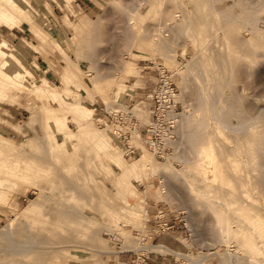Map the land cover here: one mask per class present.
Instances as JSON below:
<instances>
[{
  "label": "rangeland",
  "instance_id": "rangeland-1",
  "mask_svg": "<svg viewBox=\"0 0 264 264\" xmlns=\"http://www.w3.org/2000/svg\"><path fill=\"white\" fill-rule=\"evenodd\" d=\"M5 1L22 12L0 7V25L31 31L24 43L0 35V105L24 102L0 117V247L26 246L0 251V264H264V0H96L97 18L67 13L55 26L37 7L70 0ZM14 46L23 56L6 58ZM154 64L178 89L163 158L139 134L129 154L109 120L96 122L121 102L147 124ZM38 82L51 100L30 94ZM202 151L215 155L206 188L189 162ZM218 210L236 220L230 247Z\"/></svg>",
  "mask_w": 264,
  "mask_h": 264
},
{
  "label": "built area",
  "instance_id": "built-area-1",
  "mask_svg": "<svg viewBox=\"0 0 264 264\" xmlns=\"http://www.w3.org/2000/svg\"><path fill=\"white\" fill-rule=\"evenodd\" d=\"M150 68L148 69L155 72L156 81L149 93L153 111L149 113L150 120L148 123L143 125L140 118L135 117L132 111L127 109L117 113L115 117H112L105 109L104 118L96 119V122L99 125H106L109 120V124L116 131L117 138L122 142H127L133 135L139 134L138 139L143 147L152 151L153 154L156 153L155 156L163 158L160 149H165L166 145H174L176 140L175 127L179 119L178 89L171 80L168 70L160 72L155 64ZM126 144L128 153L136 155L135 147L130 146L128 143ZM126 156L129 157L128 155ZM142 193H146L145 188H143Z\"/></svg>",
  "mask_w": 264,
  "mask_h": 264
},
{
  "label": "bare ground",
  "instance_id": "bare-ground-1",
  "mask_svg": "<svg viewBox=\"0 0 264 264\" xmlns=\"http://www.w3.org/2000/svg\"><path fill=\"white\" fill-rule=\"evenodd\" d=\"M0 1H5V0H0ZM132 1V0H131ZM179 2V1H178ZM5 5L4 6H0L1 8H4V9H9V10H15V11H19V12H22L21 11V8H19L18 6H17V4L15 3V2H6L5 1ZM132 4H133V2H132ZM133 6H134V4H133ZM132 6V7H133ZM180 6H181V4H180ZM182 6H183V4H182ZM135 7V6H134ZM135 9L136 8H134V12H133V16H135L136 15V12L137 11H139V10H137L136 9V12H135ZM2 10V9H1ZM0 10V11H1ZM132 11V10H131ZM20 14V13H19ZM141 16V15H140ZM143 17L144 16H142V19H143ZM146 19V18H145ZM144 20V19H143ZM141 21V20H140ZM32 31L36 34V36H37V39L38 40H42L43 38H42V35L39 33L40 31L39 30H36L35 29V27H33L32 26ZM192 31H194V30H192ZM209 41V40H208ZM209 42H207V44H208ZM205 44V43H204ZM210 46V45H209ZM204 48V47H203ZM23 52H22V50H21V48H19L18 46H14L13 47V49H12V51L8 54V57H6V58H9V57H11L12 59H15V58H17V57H20V56H23V54H22ZM163 67V66H162ZM161 67V68H162ZM100 76V75H99ZM34 89H35V91H36V93H30V94H34V97L33 98H38L39 96H43L44 94H46L48 97H49V99L51 100V95H50V93L48 92V90L46 91L40 84H39V82H38V84H36V86H34ZM178 100V99H177ZM178 102V101H177ZM109 105V104H108ZM110 106V105H109ZM106 110H107V112L108 113H110V114H112L113 115V113L114 114H116L117 112H119L120 113V111L121 112H123L124 111V107H123V105H120V106H115V107H108V106H106ZM132 113L134 114V112L132 111ZM75 114V113H74ZM73 116V115H72ZM75 116V115H74ZM134 116H135V114H134ZM136 117V116H135ZM138 117V116H137ZM257 117V116H256ZM77 118V117H76ZM79 122V121H78ZM89 122V121H88ZM86 123V122H85ZM90 124V123H89ZM89 124H88V126H89ZM87 127V126H86ZM90 129V128H89ZM91 130V129H90ZM112 130H114V129H112ZM91 132V131H90ZM114 132H115V130H114ZM87 133V132H86ZM217 135V134H216ZM225 135V134H224ZM217 138H218V136H217ZM220 138V137H219ZM222 138H224V136L222 137ZM131 139V138H130ZM205 139L207 140V138L205 137ZM119 140V139H118ZM209 140V139H208ZM222 141H223V139H221ZM225 141V140H224ZM228 141V140H227ZM126 143V142H125ZM129 143V142H128ZM224 143V142H223ZM226 143V142H225ZM123 144V143H122ZM130 144V143H129ZM131 146V145H130ZM228 146V145H227ZM208 150H211V149H208ZM190 158H191V156H190ZM192 158H194L193 156H192ZM191 158V159H192ZM190 162V164H191V162L193 163V166H192V169H191V171L193 172V174L195 175V179H196V183H199V184H204V186H205V188L207 187V185H209L208 183V180H209V177L211 176L210 175V173L211 172H213L214 173V171L216 170L215 169V155L213 154V151H202V152H200V154L198 155V159H196V160H194L193 159V161L192 160H190L189 161ZM237 163H238V161H237ZM237 163H235V164H237ZM192 165V164H191ZM190 165V166H191ZM241 169V168H240ZM237 170V169H236ZM231 172V171H230ZM240 172V171H239ZM237 173H238V171H237ZM241 173V172H240ZM239 173V174H240ZM161 174V173H160ZM214 176V175H213ZM215 176H216V174H215ZM214 176V177H215ZM241 178V177H240ZM216 178H214V181L216 182V180H215ZM244 179H242V181H243ZM212 182V181H211ZM195 183V184H196ZM207 184V185H206ZM211 184V183H210ZM217 184V183H216ZM216 184H214V185H216ZM203 186V187H204ZM211 186V185H210ZM190 187H191V185H190ZM212 187V186H211ZM216 187H217V185H216ZM204 188V189H205ZM191 189V188H190ZM211 190H213V189H211ZM216 190V189H215ZM192 191V190H191ZM218 191V192H217ZM210 192H213V191H210ZM216 192L219 194V190H216ZM207 194V193H206ZM211 194V193H210ZM216 193H215V191H214V195H215ZM214 195H209V197H210V199L211 200H213L215 203L214 204H217L219 207H225V208H228L229 210H232L233 212H232V214L233 215H235L236 217H240V215L242 214H239V213H237L238 212V210H236L235 209V207L231 204V203H228L227 201H223V200H221L219 197H220V195H219V197H215ZM217 195V194H216ZM199 196H201V197H199V199L200 198H205L204 196H206V195H199ZM203 196V197H202ZM208 196L206 197L207 199V201L209 200L208 198H209ZM203 200H205V199H203ZM210 201V200H209ZM183 203V202H182ZM213 203V202H212ZM244 203V202H243ZM209 204V203H208ZM215 206V205H214ZM237 208V207H236ZM227 209V210H228ZM240 209V208H239ZM220 210V209H219ZM218 210V213H213V218H214V220H215V226H216V229H217V231H218V233L220 234V237H221V239L223 240V244H226L228 247H230L231 246V243L232 242H230V239H232L234 236H237V234H236V232H235V230H234V223H235V221L233 222V220H230L229 218H225V217H223L222 216V214L220 213V211ZM223 210H224V208H223ZM212 211V210H211ZM244 211V210H243ZM208 212H210V211H208ZM212 212H215L214 210L212 211ZM229 212V211H228ZM231 214V213H230ZM144 215H146V214H144ZM242 218V217H241ZM238 219V220H241L242 221V219ZM234 219H236V218H234ZM244 220H246V219H244ZM241 221H238V222H240L241 223ZM258 224V223H257ZM244 225H245V229H246V224L244 223ZM244 225L242 226V227H244ZM214 226V227H215ZM258 225H255L254 224V229H255V227H257ZM237 228V227H236ZM235 228V229H236ZM249 227H247V231L249 230V229H251V228H249ZM253 228V227H252ZM238 229V228H237ZM239 229H241L240 227H239ZM243 229V228H242ZM244 229V230H245ZM258 229H260V228H258ZM243 230V231H244ZM253 232H254V230H253ZM253 232H249L248 231V234L249 233H253ZM257 231H255V233H256ZM243 233H247V232H243ZM254 233V234H255ZM261 233L259 232V234L257 233V236L258 235H260ZM253 235V234H252ZM251 235V236H252ZM256 235V234H255ZM257 236H255V237H257ZM261 236V238L260 239H262V237H264V236H262V235H260ZM234 238H236V237H234ZM238 238H240V237H237L236 238V240L238 239ZM244 238V237H243ZM253 238V237H252ZM251 238V239H252ZM259 239V240H260ZM32 240V239H31ZM238 240H241V239H238ZM245 240V239H244ZM242 241H243V239H242ZM253 241V240H252ZM261 241V240H260ZM262 241H263V239H262ZM246 244H247V242L246 241H244ZM250 242V241H249ZM248 242V244H250ZM259 242V241H258ZM257 242V243H258ZM31 243V242H30ZM32 243H34V242H32ZM236 243L238 244V242L236 241ZM246 244L244 245V243L242 244H240V245H243V247H244V249H245V246H246ZM263 244H264V241H263ZM240 245H238L240 248H241V246ZM43 246H46V248H47V245H43ZM43 246H41L42 248H43ZM233 246H236V244L235 245H233ZM248 246V245H247ZM246 246V247H247ZM262 246H264V245H262ZM26 246H20V247H17L16 245H12L11 246V248L10 247H8V248H1L0 247V251H8V252H16V251H23V250H25L26 248H25ZM35 247H37V245L35 246ZM51 247H52V245H51ZM250 247H254V246H248L247 248H250ZM39 248V247H38ZM55 248V247H54ZM48 249H50V247H49V245H48ZM145 249H151V250H154L153 248H149V247H146ZM263 249H264V247H263ZM56 250V249H55ZM253 250V249H252ZM52 251H54V250H52ZM242 251H244V250H242ZM255 252H256V250H254ZM247 252H251L250 251V249H249V251H247ZM54 253V252H53ZM243 253H245V251L243 252ZM252 253V252H251ZM251 253H248V255H250ZM238 254V253H237ZM238 257V256H237ZM254 257H256V256H254ZM236 258V257H235ZM243 258H245V257H243ZM246 259H247V257H246ZM253 259V258H252ZM239 260V259H238ZM241 260H242V258H241ZM249 260H251V258L249 259ZM258 258H257V261H256V259H254V262L256 263V262H258ZM251 261H253V260H251ZM254 262H252L253 264H255ZM243 263H244V261H243ZM243 263H240V264H243ZM244 264H246V263H244Z\"/></svg>",
  "mask_w": 264,
  "mask_h": 264
},
{
  "label": "crops",
  "instance_id": "crops-1",
  "mask_svg": "<svg viewBox=\"0 0 264 264\" xmlns=\"http://www.w3.org/2000/svg\"><path fill=\"white\" fill-rule=\"evenodd\" d=\"M39 5L40 6L37 7L38 8L37 10L41 11L39 16L43 20L44 24H49L50 26L57 25L59 20L62 21V18L65 17L67 13L68 14L73 13L75 16H82V17L86 16L88 18H97L101 10L96 0H70L68 5H60L56 1L52 7L48 2L45 1V3H40ZM61 14L63 15L61 16ZM28 21L31 22L29 19ZM29 29L31 31L30 24L28 28L27 24L25 23H21L19 26L14 28H8L6 26L0 25V35L2 36V39L4 38L6 39V41L19 39V40H23L22 42L24 43L25 41L26 42L28 41L27 32L29 31ZM22 42H20V44H22ZM44 62L45 61L43 60L37 62L36 64L38 69L37 74L38 76L44 75V77L47 78L46 73L49 72L48 71L49 66L47 63L46 65H42L44 64ZM41 80L49 82L47 79H41ZM17 100L18 102H20L19 103L20 105H10V104L0 105V117H9L14 119L15 117L19 116L21 114L20 109H23V107H21L22 105L21 103L24 102L19 97ZM120 104L122 105L121 102ZM134 114L136 117L138 116L137 113L134 112ZM143 213L145 214V212Z\"/></svg>",
  "mask_w": 264,
  "mask_h": 264
}]
</instances>
